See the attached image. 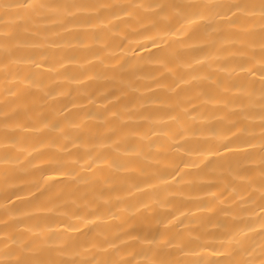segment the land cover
Masks as SVG:
<instances>
[{
	"label": "bare ground",
	"instance_id": "obj_1",
	"mask_svg": "<svg viewBox=\"0 0 264 264\" xmlns=\"http://www.w3.org/2000/svg\"><path fill=\"white\" fill-rule=\"evenodd\" d=\"M0 264H264V0H0Z\"/></svg>",
	"mask_w": 264,
	"mask_h": 264
}]
</instances>
